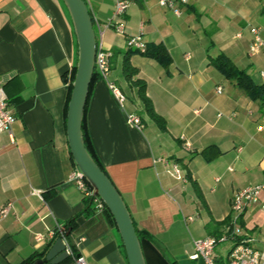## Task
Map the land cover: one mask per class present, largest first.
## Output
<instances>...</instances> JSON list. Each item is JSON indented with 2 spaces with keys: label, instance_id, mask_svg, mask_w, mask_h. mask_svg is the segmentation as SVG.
I'll use <instances>...</instances> for the list:
<instances>
[{
  "label": "crops",
  "instance_id": "obj_1",
  "mask_svg": "<svg viewBox=\"0 0 264 264\" xmlns=\"http://www.w3.org/2000/svg\"><path fill=\"white\" fill-rule=\"evenodd\" d=\"M84 1L96 40L109 54V79L126 97L121 107L106 82L92 81L83 117L87 142L134 225L152 241L144 249L146 264H205L190 257L194 240L221 236L233 216L235 193L264 183V100L251 98L215 65L224 54L261 84L264 55H249L248 25L258 27L264 39V0H190L178 4L180 15L157 0H129L120 16L123 34L107 27L116 0ZM137 34L147 46L163 44L170 62L164 66L127 48L126 37ZM76 46L61 0H0V86L16 116L12 136L0 134V209L10 203L0 218V264H19L41 252L57 226L70 220L65 236L75 255L88 264H128L112 217L93 203L87 208L68 181L76 166L66 135ZM126 57L163 128L125 76ZM129 113L140 117L141 129L128 124ZM157 158L178 163L184 179L155 165ZM263 201L264 191L237 220L261 250ZM224 242L229 246L219 248ZM224 242L215 247L216 264H229L233 243ZM62 262L75 264L69 256Z\"/></svg>",
  "mask_w": 264,
  "mask_h": 264
},
{
  "label": "built area",
  "instance_id": "obj_2",
  "mask_svg": "<svg viewBox=\"0 0 264 264\" xmlns=\"http://www.w3.org/2000/svg\"><path fill=\"white\" fill-rule=\"evenodd\" d=\"M190 0H157L159 6L170 8L176 15H180V8L178 4H187ZM129 0H116L114 6V12L112 20L107 24V27L112 26L114 30L118 33H124V24L120 19V16L125 12L129 6ZM248 30L252 35L251 42L248 47V53L251 56L257 54L264 55V39L260 36L259 28L254 25H248ZM241 34L238 33L237 36ZM127 48L136 49L144 53L147 49V45L142 40L141 34L130 35L126 37ZM94 71L97 76L106 82L112 96L118 101L121 107L126 100V97L122 90L109 79L110 73V60L109 54H107L101 42L96 40V52L94 60ZM259 78L261 84L264 85V68L259 71ZM220 91V88H218ZM16 121V116L14 115L7 96L0 86V134L3 132H8L12 136V126ZM127 122L129 125L134 126L138 129L143 127V123L140 117L134 113L127 114ZM155 165H163L166 172L176 179L183 180L182 170L178 163L164 159L157 158L154 159ZM68 181L76 186L82 193L84 198H90L95 208L98 211H102L106 208L104 202L94 194L92 187L86 181L82 172L77 166L69 173ZM264 191V183L251 184L243 189L237 191L233 198L231 199V210L233 216L230 221V225L227 230L219 237L207 236L201 239L194 240L195 252L190 256L191 258H201L205 264H216L215 261V247L224 241L237 242L232 246L228 254L229 264H264V249L254 248L250 241L251 239L245 237L240 227L237 224L238 217L244 212V210L251 204L259 201L260 193ZM34 194L40 195L39 191L34 190ZM261 206L264 208V201ZM10 209V203L0 209V218L5 217ZM192 219V217H190ZM56 232L58 237L62 239L65 245V252L69 257L74 259L75 264H88L83 256L75 255L71 245L67 241L65 236L66 227L64 225H58ZM54 236V232L51 233V237ZM239 237L241 240L239 241ZM37 240L41 237L36 236Z\"/></svg>",
  "mask_w": 264,
  "mask_h": 264
},
{
  "label": "water",
  "instance_id": "obj_3",
  "mask_svg": "<svg viewBox=\"0 0 264 264\" xmlns=\"http://www.w3.org/2000/svg\"><path fill=\"white\" fill-rule=\"evenodd\" d=\"M74 32L77 45L75 75L66 111V135L71 156L86 181L105 204L121 236L128 264H146L133 219L120 192L108 175L91 157L84 145L82 122L89 94L96 52V34L84 0H62ZM68 233H66L67 235ZM43 259L32 264H59L68 255L60 237L48 248Z\"/></svg>",
  "mask_w": 264,
  "mask_h": 264
},
{
  "label": "trees",
  "instance_id": "obj_4",
  "mask_svg": "<svg viewBox=\"0 0 264 264\" xmlns=\"http://www.w3.org/2000/svg\"><path fill=\"white\" fill-rule=\"evenodd\" d=\"M135 51H138V50L135 49ZM128 54L129 53H126V56ZM144 54L155 57L164 66H166L170 62V59H171L170 55L167 53V50H166V48L164 47L163 44L148 45L146 51L144 52ZM76 58H77V46H76V52H75V61H76ZM217 60H220V61L215 62L216 67L220 71H222L227 77H229L230 75L234 76L236 78V82L235 83H236V85L239 88L243 89L253 99L261 98L262 100H264V85L254 83L253 80L251 79V77L244 70L237 68L229 60V58L227 56H225L224 54H220L217 57ZM123 70H124L125 76L129 80H131L132 83H134V84H136L138 86L139 97L143 101L146 111L158 123V125L161 128H163L164 127L163 119L161 118L160 115H158L154 111V108L152 106L151 100L146 96L145 84L140 79H138V78L134 79L133 78V75L136 73V69L130 65L129 58H127V57L124 60ZM74 75H75V65H73L71 78H70V81L68 83L66 110H67V105H68V101H69V97H70V93H71V84H72V81L74 79ZM97 77H98L97 73L94 71L93 74H92L91 83ZM91 83H90V85H91ZM82 132H83V138H84V145H85L87 151L89 152L91 157L95 160V162L99 165V167L105 172V170L103 169V167L99 163L97 157L93 153V151L91 149V146L87 142V138H86V136L84 134V131H83V122H82ZM84 199H85V201H86V203L88 205L87 208H90L91 203H92L91 199L90 198H84ZM105 210L112 217V215L110 214L108 209L105 208ZM112 219H113V217H112ZM70 222H71V220L68 221L67 223H65V225H64L66 227V231H67V229L69 227ZM135 229H136V233H137V236H138V239L140 241V245H141V248H142V251H143V254H144V249H145L146 245L151 244L152 241L148 237V235H146L142 230H139L136 226H135ZM57 237H58V233L56 231H54V236L52 237L51 241L44 247V249L41 252L33 253L28 258L22 260L19 264H32L36 258L42 257L44 255L45 251L48 249V246ZM238 240L240 241L241 237H239ZM232 243L234 245V244L238 243V241L237 242H232ZM61 263H63V262H61ZM166 263L167 264H177L175 261H169V260H167ZM46 264H49V263L47 262Z\"/></svg>",
  "mask_w": 264,
  "mask_h": 264
},
{
  "label": "rangeland",
  "instance_id": "obj_5",
  "mask_svg": "<svg viewBox=\"0 0 264 264\" xmlns=\"http://www.w3.org/2000/svg\"><path fill=\"white\" fill-rule=\"evenodd\" d=\"M62 1V0H61ZM64 7H65V5H64ZM65 9H66V7H65ZM67 10V9H66ZM68 12V11H67ZM76 64V61L74 60V65ZM229 242H224V243H221L220 244V246H219V248H221V247H228L229 246Z\"/></svg>",
  "mask_w": 264,
  "mask_h": 264
}]
</instances>
